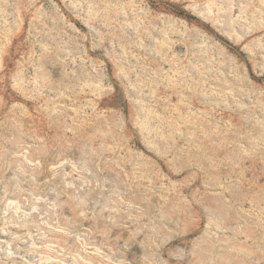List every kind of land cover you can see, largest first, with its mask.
I'll return each mask as SVG.
<instances>
[{
  "label": "rangeland",
  "instance_id": "obj_1",
  "mask_svg": "<svg viewBox=\"0 0 264 264\" xmlns=\"http://www.w3.org/2000/svg\"><path fill=\"white\" fill-rule=\"evenodd\" d=\"M0 264H264V0H0Z\"/></svg>",
  "mask_w": 264,
  "mask_h": 264
}]
</instances>
